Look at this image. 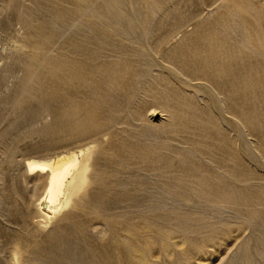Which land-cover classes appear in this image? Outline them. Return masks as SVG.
<instances>
[{
  "label": "rangeland",
  "instance_id": "obj_1",
  "mask_svg": "<svg viewBox=\"0 0 264 264\" xmlns=\"http://www.w3.org/2000/svg\"><path fill=\"white\" fill-rule=\"evenodd\" d=\"M0 264H264V0H0Z\"/></svg>",
  "mask_w": 264,
  "mask_h": 264
},
{
  "label": "bare ground",
  "instance_id": "obj_2",
  "mask_svg": "<svg viewBox=\"0 0 264 264\" xmlns=\"http://www.w3.org/2000/svg\"><path fill=\"white\" fill-rule=\"evenodd\" d=\"M84 153L81 149L65 150L46 158L26 159L28 175H39L45 180L43 193L36 203L43 219L55 217L69 201V194L82 187L85 169L81 158Z\"/></svg>",
  "mask_w": 264,
  "mask_h": 264
}]
</instances>
